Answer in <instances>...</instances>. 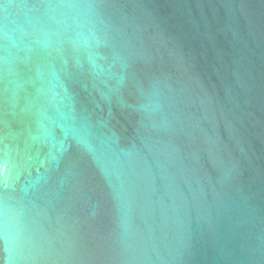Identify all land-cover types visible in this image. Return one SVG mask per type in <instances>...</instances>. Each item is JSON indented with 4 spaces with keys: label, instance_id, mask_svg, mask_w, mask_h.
Here are the masks:
<instances>
[{
    "label": "water",
    "instance_id": "obj_1",
    "mask_svg": "<svg viewBox=\"0 0 264 264\" xmlns=\"http://www.w3.org/2000/svg\"><path fill=\"white\" fill-rule=\"evenodd\" d=\"M0 264H264V0H0Z\"/></svg>",
    "mask_w": 264,
    "mask_h": 264
}]
</instances>
